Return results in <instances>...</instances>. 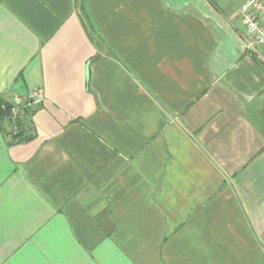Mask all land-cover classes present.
Returning a JSON list of instances; mask_svg holds the SVG:
<instances>
[{
	"label": "crops",
	"instance_id": "crops-1",
	"mask_svg": "<svg viewBox=\"0 0 264 264\" xmlns=\"http://www.w3.org/2000/svg\"><path fill=\"white\" fill-rule=\"evenodd\" d=\"M242 2L0 0V264H264Z\"/></svg>",
	"mask_w": 264,
	"mask_h": 264
},
{
	"label": "built area",
	"instance_id": "built-area-1",
	"mask_svg": "<svg viewBox=\"0 0 264 264\" xmlns=\"http://www.w3.org/2000/svg\"><path fill=\"white\" fill-rule=\"evenodd\" d=\"M237 14L244 30V41L247 51L264 65V0H243ZM43 98L37 90L24 97H14L10 104L9 114L14 120L21 117L25 108L42 103Z\"/></svg>",
	"mask_w": 264,
	"mask_h": 264
},
{
	"label": "trees",
	"instance_id": "trees-1",
	"mask_svg": "<svg viewBox=\"0 0 264 264\" xmlns=\"http://www.w3.org/2000/svg\"><path fill=\"white\" fill-rule=\"evenodd\" d=\"M9 108H10V104L9 103L0 101V120L10 117ZM24 111H25V109H24ZM17 120H19V119L14 120L15 124H19L18 123L19 121H17Z\"/></svg>",
	"mask_w": 264,
	"mask_h": 264
}]
</instances>
